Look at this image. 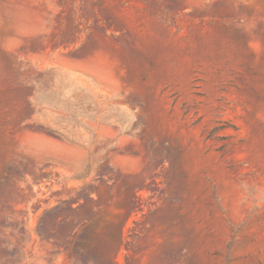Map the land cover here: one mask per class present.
<instances>
[{"label": "rangeland", "instance_id": "obj_1", "mask_svg": "<svg viewBox=\"0 0 264 264\" xmlns=\"http://www.w3.org/2000/svg\"><path fill=\"white\" fill-rule=\"evenodd\" d=\"M0 264H264V0H0Z\"/></svg>", "mask_w": 264, "mask_h": 264}]
</instances>
